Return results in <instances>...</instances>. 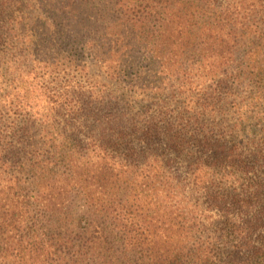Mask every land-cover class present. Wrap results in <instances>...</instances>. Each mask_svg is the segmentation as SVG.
I'll use <instances>...</instances> for the list:
<instances>
[{"label":"trees","instance_id":"obj_1","mask_svg":"<svg viewBox=\"0 0 264 264\" xmlns=\"http://www.w3.org/2000/svg\"><path fill=\"white\" fill-rule=\"evenodd\" d=\"M0 264H264V0H0Z\"/></svg>","mask_w":264,"mask_h":264},{"label":"rangeland","instance_id":"obj_2","mask_svg":"<svg viewBox=\"0 0 264 264\" xmlns=\"http://www.w3.org/2000/svg\"><path fill=\"white\" fill-rule=\"evenodd\" d=\"M89 73L93 76V77H96L97 79L99 80H103V73H102V70H100L97 66H92L90 69H89ZM105 247H113V243H108L107 242V245H104Z\"/></svg>","mask_w":264,"mask_h":264}]
</instances>
